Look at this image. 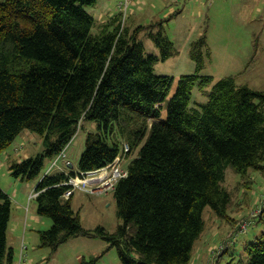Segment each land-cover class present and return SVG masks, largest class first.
Instances as JSON below:
<instances>
[{
  "label": "trees",
  "instance_id": "16d2710c",
  "mask_svg": "<svg viewBox=\"0 0 264 264\" xmlns=\"http://www.w3.org/2000/svg\"><path fill=\"white\" fill-rule=\"evenodd\" d=\"M96 1L0 0V152L23 129L42 136L41 152L9 163L16 178L39 177L36 213L51 219L50 227L37 231L39 245L55 250L71 237H100L106 250L116 247L120 264H189L206 206L229 225L240 212L248 217L258 209L253 223L261 229L244 241L240 261L264 264V184L257 207L247 210L257 172L264 178V89L221 77L205 102L190 106L193 87L213 79L199 73L207 44L202 35L189 49L196 72L179 75L165 103L174 78L154 73L153 66L176 52L163 23L180 12L134 27L116 13L94 32L95 19L83 5ZM142 31L159 54L145 51ZM79 120L94 122L96 130L87 132L76 170L66 162V171L43 173L45 161L64 147L66 156ZM135 150L112 190L121 222L112 232L84 228L61 182ZM10 209L0 188V264L15 255L7 236ZM248 225L236 226L228 239Z\"/></svg>",
  "mask_w": 264,
  "mask_h": 264
},
{
  "label": "rangeland",
  "instance_id": "374dc122",
  "mask_svg": "<svg viewBox=\"0 0 264 264\" xmlns=\"http://www.w3.org/2000/svg\"><path fill=\"white\" fill-rule=\"evenodd\" d=\"M117 2L118 0H97L93 4L83 5V8L95 19L96 25L92 29L94 32L100 23L117 13ZM145 2L144 0L132 1L129 8L131 12L126 15L122 23L132 27L139 23L146 25L170 10L169 6L164 11L156 9L154 16H151L145 13L149 12L144 6ZM174 5L181 7L178 4ZM181 5L183 10L163 23L164 31L173 42L176 52L164 60H158L153 66L154 73L174 78L165 103L176 88L178 76L196 72V64L190 58L189 49L191 41L202 35H205L207 44L202 48L203 65L199 73L210 75L213 79L203 88L197 84L193 87L190 106L205 102L206 91L221 77L232 76L237 84L264 89V0H181ZM169 15L165 14L164 17ZM139 39L143 42L146 52L159 54L158 48L146 36L145 31L140 32ZM80 124L82 127L79 126L66 146V156L61 158L55 166L47 159L42 168L43 173H54L59 170L61 164L66 162L77 166L80 154L85 148L87 132L96 130L95 123L89 120H84ZM42 148V136L23 129L0 152V188L11 200L7 227L8 242L12 246V240L15 241L17 236L15 245L19 246V251L23 244L21 264H80L83 258L88 261L92 256L98 255L93 264H120L116 247L113 245L106 250L108 243L100 237H71L55 250L39 245L37 231L47 229L51 225L49 217L37 215L35 197L28 198L29 193L35 189L39 177L25 180L16 178L9 169V163L12 158L20 160L34 156L41 152ZM136 152L137 150L129 157H125L121 166L127 165ZM123 157L121 155V158ZM232 175L233 171L228 167L225 176L231 178ZM256 175L253 189L255 194L252 195L247 210L257 207L254 200L262 191L261 187L264 184V178L258 172ZM236 179L237 175L234 173V180ZM227 181V184L232 183V179ZM74 195L70 196L71 205L73 210L79 212L84 227L92 229L101 225L112 232L121 222L112 193L95 195L76 191ZM28 199L30 202L27 205ZM257 214L259 211L255 216ZM32 215L36 216V219L41 218V221L36 222ZM255 216L248 214L246 217V212L242 211L237 222L229 225L223 218L216 216L209 206H206L203 209L204 230L194 243L189 264L194 254L201 251L202 247V252L207 254L202 264H215L216 261H218L216 264H243L240 258L244 255L242 248L244 241L251 239L261 229L260 224L253 223ZM248 219L252 220V223L249 224V221L246 232L242 234L236 232L233 238L228 239L234 228ZM225 239L227 240L222 241ZM232 240L235 242L234 245H231L229 251L225 253L228 243ZM220 254L224 255L218 259ZM15 255L19 257V252L16 254V250Z\"/></svg>",
  "mask_w": 264,
  "mask_h": 264
},
{
  "label": "built area",
  "instance_id": "2783aa9c",
  "mask_svg": "<svg viewBox=\"0 0 264 264\" xmlns=\"http://www.w3.org/2000/svg\"><path fill=\"white\" fill-rule=\"evenodd\" d=\"M132 1H143V0H118L116 4L117 13L121 15V20L123 22L126 15L131 12L130 4ZM79 120L77 128L81 125ZM65 148V147H64ZM64 148L55 155L52 162L53 165H58L59 160L64 156ZM128 145L124 144V152L127 151ZM122 158L117 155L114 160L100 168L91 171H78L72 175H68L61 184L67 185L68 188L64 191V196H70L73 191L81 190L89 193H107L114 189L116 182L119 178L126 175V168L121 166ZM39 191L33 190L29 194V197H35ZM28 197V198H29ZM27 210V206L25 207ZM259 210L252 211L251 214L255 215ZM250 220L243 221L240 226L245 228ZM23 244L20 247V262L21 264V251L23 250ZM26 249V246H25Z\"/></svg>",
  "mask_w": 264,
  "mask_h": 264
},
{
  "label": "crops",
  "instance_id": "0c3cea01",
  "mask_svg": "<svg viewBox=\"0 0 264 264\" xmlns=\"http://www.w3.org/2000/svg\"><path fill=\"white\" fill-rule=\"evenodd\" d=\"M144 1H146L145 2V4H144V6H145V8H148V10H149V12H145L146 14H148V15H151V16H154V12H155V10L156 9H158V10H161V11H164V9L166 8V7H168L169 6V11H167V12H164V14H162V16L161 17H158L157 19H160V18H163L164 16H165V14L167 15V14H171L172 12H174V11H176V10H178L179 12H181L183 9L181 8L183 5H181V0L179 1V0H144ZM174 4H178L179 6H181L180 8H178L177 6H175ZM143 6V7H144ZM138 10H140V9H138ZM171 11V12H170ZM169 12V13H168ZM103 15H101V17H102ZM152 18H154V17H152ZM157 19H154V20H157ZM106 20V19H105ZM153 20V21H154ZM152 21V22H153ZM100 24H102V23H100ZM140 24V23H139ZM25 154V153H24ZM126 156H124L123 158H122V160L123 159H126L125 158ZM122 160H121V165H122ZM70 163V162H69ZM70 164H72V163H70ZM123 166V165H122ZM60 168H59V170L62 168V164L59 166ZM72 167H73V170L75 171L76 170V166H74L73 164H72ZM124 168H126V165L124 166ZM62 170L63 171H66L65 169H63L62 168ZM80 192V193H86V194H98V193H88V192H84V191H81V190H75V191H73V193L70 195V196H75L74 194H75V192ZM18 191H16V193H17ZM110 193H112V191H110ZM30 194V193H29ZM100 194V193H99ZM104 195L106 194H109V192L108 193H103ZM28 197H29V195H28ZM71 201H72V199H71ZM30 202V200L28 199V201H27V205H28V203ZM72 203V202H71ZM35 206H36V204H35ZM27 210H28V206H27ZM38 215V214H37ZM36 222L37 221H41V218H39V219H36V216H31ZM84 228H86V227H84ZM17 236H15V241H13L12 240V246L14 247V250H16V254H17V252H20L19 251V246H17V245H15V242H17ZM202 244L204 245V241H202ZM202 249H203V247H202ZM202 249H201V251H198V252H196L195 254H194V257H193V260H192V262H191V264H202L203 263V261L205 260V257H206V253L205 252H202ZM18 259H19V257L17 258L16 257V255H14V260H13V262L12 263H10V264H19L18 262Z\"/></svg>",
  "mask_w": 264,
  "mask_h": 264
},
{
  "label": "water",
  "instance_id": "95a60500",
  "mask_svg": "<svg viewBox=\"0 0 264 264\" xmlns=\"http://www.w3.org/2000/svg\"><path fill=\"white\" fill-rule=\"evenodd\" d=\"M69 167H72V164H69Z\"/></svg>",
  "mask_w": 264,
  "mask_h": 264
}]
</instances>
